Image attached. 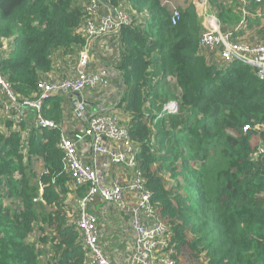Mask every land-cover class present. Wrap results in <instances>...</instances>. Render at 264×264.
<instances>
[{
	"label": "trees",
	"instance_id": "trees-1",
	"mask_svg": "<svg viewBox=\"0 0 264 264\" xmlns=\"http://www.w3.org/2000/svg\"><path fill=\"white\" fill-rule=\"evenodd\" d=\"M89 1L0 0V50L13 46L9 57L8 48L0 54L1 71L20 102L38 99L41 82L74 74L87 44L80 29ZM209 1L224 31L239 24L242 0ZM246 1L251 15L248 25L235 31L239 42L251 40L247 35L254 23L264 34V0ZM114 2L133 17L119 37L121 59L115 64L121 73L115 83H123L124 92L116 99L117 108L127 113L122 122L141 144L138 161L146 187L170 233L171 247L156 254L158 264L180 259L188 264H264V80L249 65L223 67L207 58L195 0L176 5L181 12L177 24L164 0ZM69 54L76 55L72 74L64 73L62 60H56ZM93 90L103 95V87ZM65 94L46 98L41 110L60 128L36 127L32 108H12L11 117L6 116V98H0V264H96L75 224L78 201L90 185L75 184L60 146L61 138L74 135L82 123L74 107L64 105ZM170 100L179 102V112L158 118ZM18 110L25 114L15 118ZM247 124L250 130L245 131ZM39 161L42 170L37 172ZM157 162L160 167L153 169ZM130 168L114 164L109 174L125 184ZM161 171L173 179L184 175V184L167 188ZM72 202L76 207L69 209ZM98 225L101 230L100 215ZM102 237L99 243L112 263L126 264L132 251L121 252Z\"/></svg>",
	"mask_w": 264,
	"mask_h": 264
},
{
	"label": "built area",
	"instance_id": "built-area-1",
	"mask_svg": "<svg viewBox=\"0 0 264 264\" xmlns=\"http://www.w3.org/2000/svg\"><path fill=\"white\" fill-rule=\"evenodd\" d=\"M261 2L262 0H256ZM172 6V23L177 24L181 18L179 8ZM201 9L202 19L204 11H209L204 17L202 25L204 31L200 38V45L205 52L210 53L213 63H220L228 67L233 62L249 65L256 70L257 76L264 80V38H254L245 42L234 40L235 31L248 25L251 12L246 7V0H242V18L233 29L224 31L221 28L217 12L209 0H195ZM88 18L80 31L87 37V44L79 52V60L70 77L60 81H43L40 83L41 95L36 100L19 101L11 85L4 79L0 64V98H6L3 111L6 116L12 108L24 107L37 111L35 126L39 128H60L51 119L44 117L41 112L44 100L53 94L65 92L73 101V113L82 123L74 135L65 134L61 138L60 146L65 152V160L75 179L77 186L90 185V190L79 199V216L75 221L84 240V244L94 254L96 264H113L104 253L99 240L102 236L98 225V214L93 209L97 201L109 206H116L129 216L128 222L133 234L134 246L132 255L126 264H158L156 254L170 248V233L167 224L157 216L153 201V191L146 187L147 178L138 161L141 144L135 141L129 131L128 123H123L116 112H107L108 107H117V100L111 97L109 88L112 81H117L121 72L116 64L109 66V58L121 59V44L119 37L125 25L133 22V17L123 4H116L114 0H90L85 3ZM108 46L106 48L105 46ZM7 49V46L4 48ZM3 49V50H4ZM3 50H0V54ZM9 57V53H6ZM98 64V67H96ZM116 71V76L113 72ZM97 86L103 87V95L92 102L78 101L76 93H83ZM124 92V84L119 88ZM99 102L96 110L91 104ZM107 107V108H105ZM19 111L15 118L25 114ZM180 105L177 100L164 103L158 118L178 113ZM250 128L245 125L244 130ZM14 129H19L17 123ZM31 128L28 126L25 135L29 137ZM264 152V148H260ZM114 164H125L133 169L132 177L125 179L122 184L119 179L111 177L110 168ZM109 178V181L107 179ZM127 193L132 194L131 200ZM168 261V259H166Z\"/></svg>",
	"mask_w": 264,
	"mask_h": 264
},
{
	"label": "crops",
	"instance_id": "crops-1",
	"mask_svg": "<svg viewBox=\"0 0 264 264\" xmlns=\"http://www.w3.org/2000/svg\"><path fill=\"white\" fill-rule=\"evenodd\" d=\"M171 1H173V3H175V5L180 6V7H184L186 4H190L191 1H193V3H194V0H171ZM200 20H201V18H200ZM203 51H205V50H203ZM206 55H207V58L211 57L210 54L206 53ZM109 60H110L109 63H108L109 66L115 65L114 57H110ZM113 75L116 76V71L113 72ZM118 79H116V80H118ZM119 88H120L119 84L115 83L114 81L111 82V85H110V88H109V92H112L111 97H112V99L114 101H116V99L119 96V92H118ZM97 93L98 92L96 90L89 89V90H87V91H85L83 93L84 94L83 96L86 99H88L89 101H91V102L93 100H97L98 101L100 96H97ZM65 95H67V94H65ZM64 105L66 107L73 106V101H72V98L70 97V95H67V102ZM91 106L95 110L98 107H100L99 102H98L97 105L91 104ZM105 108H107V107H105ZM106 111L107 112H116L117 108H116V106L113 107V108L108 107L106 109ZM116 113H120L119 109H118V112H116ZM133 172L134 171L132 169L131 176H128L127 178L130 179L132 177V175H133ZM127 198H130V194L129 193H127ZM93 209L97 212L98 215H100L101 224H102L101 230H102V236H103L101 238L102 242L106 243L107 240L113 238L112 242H110V246L111 247H113L115 249H119L120 248L121 252H122V249L123 250L126 249L127 251H132L133 250V246H134L132 233L131 234L130 233L127 234V233H125L122 230V228L120 229L116 225V223L118 221L117 219H119L120 222L122 221V219L119 218V217L122 216L120 209L117 208L116 206H109V205H107V204H105L104 202H101V201H97V203L93 204ZM113 211H115V212H113ZM126 222L127 221H125V223ZM111 231L113 233H111L110 236H107V235H109V233ZM116 239H118V240H116ZM119 240H120V244H118Z\"/></svg>",
	"mask_w": 264,
	"mask_h": 264
},
{
	"label": "rangeland",
	"instance_id": "rangeland-1",
	"mask_svg": "<svg viewBox=\"0 0 264 264\" xmlns=\"http://www.w3.org/2000/svg\"><path fill=\"white\" fill-rule=\"evenodd\" d=\"M173 2V1H172ZM174 5H175V3H174ZM209 13V11L207 10V11H204V14H203V17H202V19L200 20V18H199V23H201L202 24V21L204 22V17H205V15L206 14H208ZM254 23V22H253ZM262 23H264L263 21H262ZM258 24L257 23H254L251 27H250V30H249V32H248V38H250L251 40H253L254 38H258V37H261V36H263L264 34H261L260 33V29L259 28H256V26H257ZM260 39H262V38H260ZM106 48H108V46L106 45L105 46ZM7 48H8V51H7V53H9V54H11V51H12V49H13V46H8L7 45ZM58 58H60L62 61H61V64H60V66H62V71L64 72V73H66V72H71L70 74H72L73 73V67L75 66V64H76V55H72V54H69V55H63L62 57H57L56 58V60L58 59ZM66 71V72H65ZM69 73H66V74H69ZM173 81L175 80L174 78H171ZM175 82V81H174ZM179 103V102H178ZM118 107V106H117ZM116 107V108H117ZM116 112H118V108H117V111ZM119 112L120 113H117L120 117H121V119L124 117V115H127V113H125L122 109H119ZM249 130H250V128H249ZM245 131H246V129H245ZM254 158V157H253ZM160 167V164H159V162H157V163H155L154 165H153V169H158ZM36 171L37 172H40L41 170H42V163L39 161L38 163H37V166H36ZM131 169V168H130ZM179 169H180V167H179ZM114 175V174H113ZM129 175H130V173H129ZM161 175H162V177L164 178V181H165V185H166V187L167 188H172L174 185L173 184H177V182L179 181L181 184H184V180H185V177H184V175H180L179 176V178L178 179H173L172 177H171V175H170V173L169 172H167V171H161ZM41 191H43V189L41 188ZM70 202V201H69ZM73 204H69V209H74L75 207H76V203H74V202H72ZM113 212H115V211H113ZM116 214V213H115ZM118 216V215H117ZM119 218H121L122 219V221L120 222L119 221V219H117L118 221H117V223H116V225H117V227L118 228H126L127 230H128V232L129 233H131V226H130V224H129V222H126L125 223V221H128V215H127V213L126 212H123L122 213V216L121 217H119ZM37 236L35 235V236H33V238H36ZM112 239L113 238H111V242H112ZM116 240H118V239H116ZM118 244H120V240H119V242H118ZM125 251H126V249H124ZM192 263V262H191ZM178 264H188L187 262H184L182 259H180L179 261H178ZM192 264H194V263H192ZM195 264H197V262H195ZM200 264V263H199Z\"/></svg>",
	"mask_w": 264,
	"mask_h": 264
},
{
	"label": "water",
	"instance_id": "water-1",
	"mask_svg": "<svg viewBox=\"0 0 264 264\" xmlns=\"http://www.w3.org/2000/svg\"><path fill=\"white\" fill-rule=\"evenodd\" d=\"M76 96H77V99H78V101H85V102H88L87 100H85L84 98H83V95H82V93H76Z\"/></svg>",
	"mask_w": 264,
	"mask_h": 264
}]
</instances>
